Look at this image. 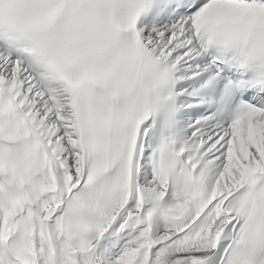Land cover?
<instances>
[{
	"label": "snow or ice",
	"instance_id": "1",
	"mask_svg": "<svg viewBox=\"0 0 264 264\" xmlns=\"http://www.w3.org/2000/svg\"><path fill=\"white\" fill-rule=\"evenodd\" d=\"M0 264H264V0H0Z\"/></svg>",
	"mask_w": 264,
	"mask_h": 264
}]
</instances>
